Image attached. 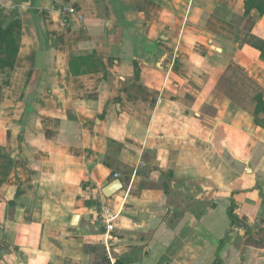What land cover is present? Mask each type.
<instances>
[{
  "label": "crops",
  "instance_id": "crops-1",
  "mask_svg": "<svg viewBox=\"0 0 264 264\" xmlns=\"http://www.w3.org/2000/svg\"><path fill=\"white\" fill-rule=\"evenodd\" d=\"M245 1L0 0V25L20 21L0 66V264H264V128L223 78L264 88Z\"/></svg>",
  "mask_w": 264,
  "mask_h": 264
},
{
  "label": "trees",
  "instance_id": "trees-1",
  "mask_svg": "<svg viewBox=\"0 0 264 264\" xmlns=\"http://www.w3.org/2000/svg\"><path fill=\"white\" fill-rule=\"evenodd\" d=\"M246 12H249L252 8H257L260 14L264 15V0H246L245 1ZM20 26L19 20H14L9 27L4 29L0 25V66L3 68H9L11 70L14 65L16 58L18 43L17 38L19 33H16L15 28ZM264 56V51H263ZM230 72H236L241 78L244 79L243 86L245 89L238 91L244 98L243 100L235 99L231 95V91H227V96H231L237 101L241 108L250 112L253 115L254 122L264 128V88L261 87L255 80L250 78L247 74L240 71L238 68L230 65L223 78L230 77ZM10 75L7 74V77ZM4 80L3 82H7ZM230 80H228L229 82ZM230 97V98H231ZM13 161L8 157L7 153L3 152V147L0 146V187L5 182L6 177L9 174L10 168L12 167ZM233 204L229 207V216L232 220V224H236V216L233 213ZM224 242V239H223ZM222 242V243H223ZM219 261L216 262L218 264Z\"/></svg>",
  "mask_w": 264,
  "mask_h": 264
},
{
  "label": "built area",
  "instance_id": "built-area-1",
  "mask_svg": "<svg viewBox=\"0 0 264 264\" xmlns=\"http://www.w3.org/2000/svg\"><path fill=\"white\" fill-rule=\"evenodd\" d=\"M61 11L68 12L70 14L79 15L78 11L72 6L65 5L61 8ZM79 17H81V15H79ZM176 58H177L176 56H173L172 63H171V69L174 68V66H175ZM117 176H118V174H115V177H117ZM102 219L104 221H106V223H107L106 227L109 231H112L115 229L116 217L109 208H105V210L103 211Z\"/></svg>",
  "mask_w": 264,
  "mask_h": 264
},
{
  "label": "rangeland",
  "instance_id": "rangeland-1",
  "mask_svg": "<svg viewBox=\"0 0 264 264\" xmlns=\"http://www.w3.org/2000/svg\"><path fill=\"white\" fill-rule=\"evenodd\" d=\"M230 77L225 79V85L226 87L231 91V95L235 98V99H239V100H243V96L238 92L242 89H245L243 86L244 83V79L241 78L236 72H230ZM228 80H230L228 82Z\"/></svg>",
  "mask_w": 264,
  "mask_h": 264
},
{
  "label": "water",
  "instance_id": "water-1",
  "mask_svg": "<svg viewBox=\"0 0 264 264\" xmlns=\"http://www.w3.org/2000/svg\"><path fill=\"white\" fill-rule=\"evenodd\" d=\"M121 182L120 180H115L113 183H111L110 185L106 186L103 189V193L105 196L109 197L111 196L113 193H115L116 191H118L119 189H121Z\"/></svg>",
  "mask_w": 264,
  "mask_h": 264
}]
</instances>
